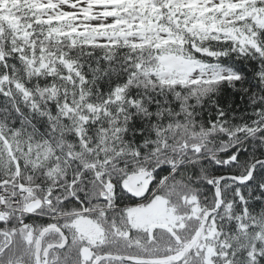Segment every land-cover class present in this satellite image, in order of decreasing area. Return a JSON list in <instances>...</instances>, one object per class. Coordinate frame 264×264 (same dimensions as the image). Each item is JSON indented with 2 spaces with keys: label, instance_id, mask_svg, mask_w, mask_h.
Returning a JSON list of instances; mask_svg holds the SVG:
<instances>
[{
  "label": "snow or ice",
  "instance_id": "6c2138e0",
  "mask_svg": "<svg viewBox=\"0 0 264 264\" xmlns=\"http://www.w3.org/2000/svg\"><path fill=\"white\" fill-rule=\"evenodd\" d=\"M0 264H264V0H0Z\"/></svg>",
  "mask_w": 264,
  "mask_h": 264
}]
</instances>
